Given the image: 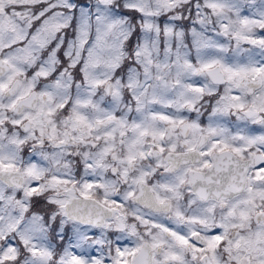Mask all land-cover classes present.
Returning a JSON list of instances; mask_svg holds the SVG:
<instances>
[{"label":"snow or ice","instance_id":"1","mask_svg":"<svg viewBox=\"0 0 264 264\" xmlns=\"http://www.w3.org/2000/svg\"><path fill=\"white\" fill-rule=\"evenodd\" d=\"M0 264H264V0H0Z\"/></svg>","mask_w":264,"mask_h":264}]
</instances>
